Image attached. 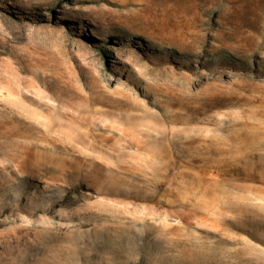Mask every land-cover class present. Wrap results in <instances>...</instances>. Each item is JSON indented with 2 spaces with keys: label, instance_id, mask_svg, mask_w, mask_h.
Masks as SVG:
<instances>
[{
  "label": "rangeland",
  "instance_id": "rangeland-1",
  "mask_svg": "<svg viewBox=\"0 0 264 264\" xmlns=\"http://www.w3.org/2000/svg\"><path fill=\"white\" fill-rule=\"evenodd\" d=\"M0 264H264V0H0Z\"/></svg>",
  "mask_w": 264,
  "mask_h": 264
}]
</instances>
